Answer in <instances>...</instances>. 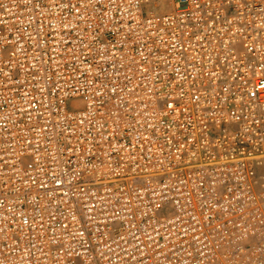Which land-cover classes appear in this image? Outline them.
Segmentation results:
<instances>
[{
    "label": "built area",
    "instance_id": "2783aa9c",
    "mask_svg": "<svg viewBox=\"0 0 264 264\" xmlns=\"http://www.w3.org/2000/svg\"><path fill=\"white\" fill-rule=\"evenodd\" d=\"M157 1L0 0V264H264V0Z\"/></svg>",
    "mask_w": 264,
    "mask_h": 264
},
{
    "label": "bare ground",
    "instance_id": "6f19581e",
    "mask_svg": "<svg viewBox=\"0 0 264 264\" xmlns=\"http://www.w3.org/2000/svg\"><path fill=\"white\" fill-rule=\"evenodd\" d=\"M170 2H171L170 0H158L154 4L155 5V11H158V12L168 11V9H170V7L172 6V4ZM173 6H174V4H173Z\"/></svg>",
    "mask_w": 264,
    "mask_h": 264
},
{
    "label": "rangeland",
    "instance_id": "374dc122",
    "mask_svg": "<svg viewBox=\"0 0 264 264\" xmlns=\"http://www.w3.org/2000/svg\"><path fill=\"white\" fill-rule=\"evenodd\" d=\"M170 1H171L170 3L172 4V6L170 7V9H168V11H171L174 8V6H173L174 3L172 2L173 0H170ZM153 9L155 10V8H153ZM164 12H167V11H164ZM69 106L72 108H75V107H78V103L71 101ZM262 173L264 175V166L262 167Z\"/></svg>",
    "mask_w": 264,
    "mask_h": 264
}]
</instances>
